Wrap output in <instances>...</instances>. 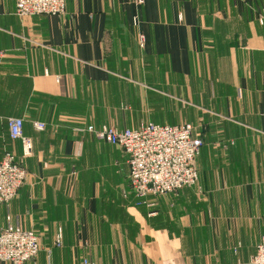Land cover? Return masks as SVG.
Returning <instances> with one entry per match:
<instances>
[{
	"label": "crops",
	"instance_id": "obj_1",
	"mask_svg": "<svg viewBox=\"0 0 264 264\" xmlns=\"http://www.w3.org/2000/svg\"><path fill=\"white\" fill-rule=\"evenodd\" d=\"M261 9L264 0H65L62 16L18 18L15 0H0V159L12 153L26 170L0 226L9 218L38 236L25 264H249L264 236ZM13 117L26 158L8 136ZM145 123L200 129L196 186L139 202L124 152L76 131Z\"/></svg>",
	"mask_w": 264,
	"mask_h": 264
},
{
	"label": "built area",
	"instance_id": "obj_2",
	"mask_svg": "<svg viewBox=\"0 0 264 264\" xmlns=\"http://www.w3.org/2000/svg\"><path fill=\"white\" fill-rule=\"evenodd\" d=\"M142 6L144 0H133ZM65 13V0H15V15L18 18L37 16H62ZM134 24L137 18L133 19ZM257 23L264 27V9L257 15ZM143 38L139 43L142 46ZM56 82L59 78L56 77ZM8 136L19 140L22 157L30 156L31 144L23 134L24 122L13 117L6 120ZM34 129L43 131L45 125L33 123ZM92 134L98 141L120 148L126 155L128 181L132 194L139 202L148 196L175 194L185 188L196 186L199 175L194 162L203 145L195 127L183 125L140 124L136 129L118 130L109 126L76 128ZM26 180L23 164L12 153H5L0 159V204H9ZM63 244L61 229H58L54 247ZM39 253L38 236L18 225H12L7 218L6 226H0V262L25 264ZM79 264H95L82 259ZM249 264H264V236L256 245Z\"/></svg>",
	"mask_w": 264,
	"mask_h": 264
},
{
	"label": "rangeland",
	"instance_id": "obj_3",
	"mask_svg": "<svg viewBox=\"0 0 264 264\" xmlns=\"http://www.w3.org/2000/svg\"><path fill=\"white\" fill-rule=\"evenodd\" d=\"M195 129H196V132H197V134L199 135V137H201L202 136V133H201V131H200V129L199 128H196L195 127ZM201 139H202V143H203V137H201ZM203 147V146H202ZM202 147H201V149H202ZM200 154V153H199Z\"/></svg>",
	"mask_w": 264,
	"mask_h": 264
}]
</instances>
